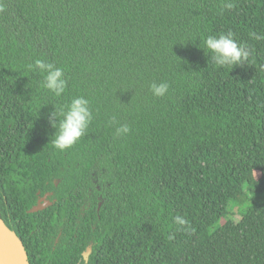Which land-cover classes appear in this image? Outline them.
<instances>
[{
	"label": "trees",
	"instance_id": "16d2710c",
	"mask_svg": "<svg viewBox=\"0 0 264 264\" xmlns=\"http://www.w3.org/2000/svg\"><path fill=\"white\" fill-rule=\"evenodd\" d=\"M0 9V216L30 264H264V0ZM228 32L250 55L213 66L203 41ZM37 60L63 69L60 97ZM80 96L91 123L59 151L50 114Z\"/></svg>",
	"mask_w": 264,
	"mask_h": 264
},
{
	"label": "clouds",
	"instance_id": "9594fccd",
	"mask_svg": "<svg viewBox=\"0 0 264 264\" xmlns=\"http://www.w3.org/2000/svg\"><path fill=\"white\" fill-rule=\"evenodd\" d=\"M232 4H227L231 8ZM2 10V9H0ZM255 38V33L251 34ZM205 54L210 55V62L216 67L232 68L237 65H243L247 61L250 51L242 44H238L233 33L220 34L219 36L210 35L203 41ZM35 67L43 73L42 88L50 94L60 97L66 90L67 82L64 78V71L52 63H46L37 60ZM150 91L153 96L164 97L168 92L169 85L166 82L150 84ZM58 119L56 110L50 114L49 121L55 127L54 139L52 144L55 149L64 151L76 144L79 139L86 134L89 124L92 120L90 102L83 96L73 98L64 108L60 109ZM117 135H126L130 128L127 125H121L117 128ZM175 223L184 226L187 222L181 216L175 217Z\"/></svg>",
	"mask_w": 264,
	"mask_h": 264
},
{
	"label": "water",
	"instance_id": "95a60500",
	"mask_svg": "<svg viewBox=\"0 0 264 264\" xmlns=\"http://www.w3.org/2000/svg\"><path fill=\"white\" fill-rule=\"evenodd\" d=\"M46 205V206H45ZM50 203L42 204V200L32 209L36 213L47 208ZM92 254V246L84 253V259L88 262ZM0 264H30L28 252L20 237L11 230L0 216Z\"/></svg>",
	"mask_w": 264,
	"mask_h": 264
},
{
	"label": "flooded vegetation",
	"instance_id": "af4514ba",
	"mask_svg": "<svg viewBox=\"0 0 264 264\" xmlns=\"http://www.w3.org/2000/svg\"><path fill=\"white\" fill-rule=\"evenodd\" d=\"M52 196V193H47L46 195H44L43 197H40V200H42V204H47V203H50V205H48L47 207L51 206L55 200H52L51 197ZM39 203V202H38ZM46 206V205H45ZM46 209V208H45ZM59 242V237L57 238L56 240V243Z\"/></svg>",
	"mask_w": 264,
	"mask_h": 264
},
{
	"label": "rangeland",
	"instance_id": "374dc122",
	"mask_svg": "<svg viewBox=\"0 0 264 264\" xmlns=\"http://www.w3.org/2000/svg\"><path fill=\"white\" fill-rule=\"evenodd\" d=\"M232 219H234L235 221H239L241 219V214L238 211V208H235L232 210Z\"/></svg>",
	"mask_w": 264,
	"mask_h": 264
}]
</instances>
